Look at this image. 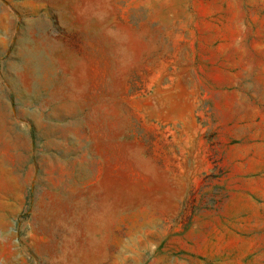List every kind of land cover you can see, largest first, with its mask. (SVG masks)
Listing matches in <instances>:
<instances>
[{"label":"rangeland","instance_id":"1","mask_svg":"<svg viewBox=\"0 0 264 264\" xmlns=\"http://www.w3.org/2000/svg\"><path fill=\"white\" fill-rule=\"evenodd\" d=\"M0 264H264V0H0Z\"/></svg>","mask_w":264,"mask_h":264}]
</instances>
